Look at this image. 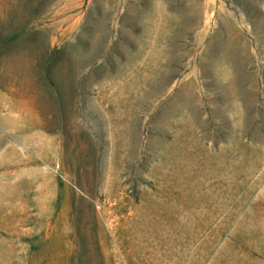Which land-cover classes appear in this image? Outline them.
Returning <instances> with one entry per match:
<instances>
[{
	"label": "rangeland",
	"instance_id": "obj_1",
	"mask_svg": "<svg viewBox=\"0 0 264 264\" xmlns=\"http://www.w3.org/2000/svg\"><path fill=\"white\" fill-rule=\"evenodd\" d=\"M0 264H264V0H0Z\"/></svg>",
	"mask_w": 264,
	"mask_h": 264
}]
</instances>
